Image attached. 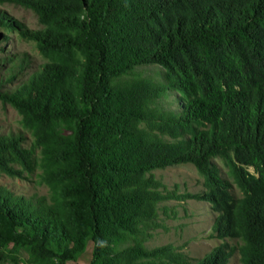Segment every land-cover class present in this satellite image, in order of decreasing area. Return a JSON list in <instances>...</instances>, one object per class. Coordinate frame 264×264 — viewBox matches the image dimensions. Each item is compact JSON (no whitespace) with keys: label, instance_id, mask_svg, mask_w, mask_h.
Masks as SVG:
<instances>
[{"label":"trees","instance_id":"obj_1","mask_svg":"<svg viewBox=\"0 0 264 264\" xmlns=\"http://www.w3.org/2000/svg\"><path fill=\"white\" fill-rule=\"evenodd\" d=\"M5 2L41 27L0 10V102L30 136L0 132V176L38 169L47 193L0 184V264H79L87 240V264H229L234 251L264 264V0ZM10 33L42 59L29 73L6 49ZM182 163L202 191L177 193L153 173ZM169 199L208 202L220 243L196 260L147 247Z\"/></svg>","mask_w":264,"mask_h":264},{"label":"rangeland","instance_id":"obj_2","mask_svg":"<svg viewBox=\"0 0 264 264\" xmlns=\"http://www.w3.org/2000/svg\"><path fill=\"white\" fill-rule=\"evenodd\" d=\"M0 10L15 18L24 28L36 30L41 27L37 22L36 15L29 8L5 2L0 4ZM6 49L9 53L26 56L29 59L30 64L26 69L28 73L42 61L33 43L18 37L15 33H10ZM139 69L143 70L144 74L156 79L159 78V72L161 71L160 67L156 65H146ZM25 76V74H22L18 79ZM15 84L14 81L12 85ZM18 120L19 115L16 110L10 105L0 102V132L22 131V134L26 137L24 143L26 145L30 141V136L27 131L21 128ZM37 170L32 174L23 173L22 177L3 174L0 176V184L5 185L17 194H46L47 187L37 183ZM153 173L169 190H175L177 193L200 192L203 190L202 178L191 163L157 168L153 170ZM233 192L239 195L236 189H233ZM158 206L157 221L161 226L149 230L151 236L145 242L147 247L171 243L190 258L196 260L220 243L221 240L208 236L214 218V213L211 212L208 202L195 199H169L160 202ZM227 241L230 244L235 243L234 240L227 239ZM92 248L93 242L87 240L84 249L76 256L77 263L87 264L91 258ZM20 256L24 259L27 258L26 250L21 251ZM229 264H239L236 251L231 255Z\"/></svg>","mask_w":264,"mask_h":264}]
</instances>
